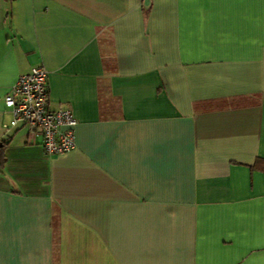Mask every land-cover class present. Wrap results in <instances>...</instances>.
<instances>
[{
  "label": "crops",
  "instance_id": "crops-1",
  "mask_svg": "<svg viewBox=\"0 0 264 264\" xmlns=\"http://www.w3.org/2000/svg\"><path fill=\"white\" fill-rule=\"evenodd\" d=\"M35 66L68 152L5 128ZM3 141L0 264H264V0H0Z\"/></svg>",
  "mask_w": 264,
  "mask_h": 264
},
{
  "label": "built area",
  "instance_id": "built-area-1",
  "mask_svg": "<svg viewBox=\"0 0 264 264\" xmlns=\"http://www.w3.org/2000/svg\"><path fill=\"white\" fill-rule=\"evenodd\" d=\"M49 72L35 66L21 74L4 97L12 119L5 124L10 129L24 125L29 133L42 137V146L49 155L68 152L75 148L74 127L77 119L68 108L53 111L49 108Z\"/></svg>",
  "mask_w": 264,
  "mask_h": 264
},
{
  "label": "trees",
  "instance_id": "trees-1",
  "mask_svg": "<svg viewBox=\"0 0 264 264\" xmlns=\"http://www.w3.org/2000/svg\"><path fill=\"white\" fill-rule=\"evenodd\" d=\"M2 144V145H1ZM8 145V142H0V171L2 170L3 164L6 160L5 157V147ZM257 166L264 172V160L257 161Z\"/></svg>",
  "mask_w": 264,
  "mask_h": 264
}]
</instances>
